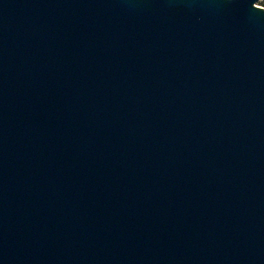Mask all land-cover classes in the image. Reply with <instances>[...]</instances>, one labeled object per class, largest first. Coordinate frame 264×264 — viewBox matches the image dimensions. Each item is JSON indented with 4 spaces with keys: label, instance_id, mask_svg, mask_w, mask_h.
<instances>
[{
    "label": "water",
    "instance_id": "obj_1",
    "mask_svg": "<svg viewBox=\"0 0 264 264\" xmlns=\"http://www.w3.org/2000/svg\"><path fill=\"white\" fill-rule=\"evenodd\" d=\"M260 0H0V264H264Z\"/></svg>",
    "mask_w": 264,
    "mask_h": 264
},
{
    "label": "rangeland",
    "instance_id": "obj_2",
    "mask_svg": "<svg viewBox=\"0 0 264 264\" xmlns=\"http://www.w3.org/2000/svg\"><path fill=\"white\" fill-rule=\"evenodd\" d=\"M264 2V0H260L256 5L260 7V5Z\"/></svg>",
    "mask_w": 264,
    "mask_h": 264
},
{
    "label": "trees",
    "instance_id": "obj_3",
    "mask_svg": "<svg viewBox=\"0 0 264 264\" xmlns=\"http://www.w3.org/2000/svg\"><path fill=\"white\" fill-rule=\"evenodd\" d=\"M260 7L264 8V2L260 5Z\"/></svg>",
    "mask_w": 264,
    "mask_h": 264
}]
</instances>
